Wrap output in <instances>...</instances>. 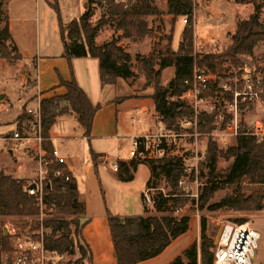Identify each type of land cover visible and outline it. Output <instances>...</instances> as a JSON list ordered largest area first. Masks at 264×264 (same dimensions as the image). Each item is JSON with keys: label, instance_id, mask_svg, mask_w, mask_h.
I'll list each match as a JSON object with an SVG mask.
<instances>
[{"label": "trees", "instance_id": "obj_1", "mask_svg": "<svg viewBox=\"0 0 264 264\" xmlns=\"http://www.w3.org/2000/svg\"><path fill=\"white\" fill-rule=\"evenodd\" d=\"M89 1V0H88ZM254 13L238 24L236 32L231 36V43L221 53L210 52L202 56L194 54V0H168V14L173 16L172 23L180 16H188V22L183 32V39L178 50H174V35L163 39L166 46L154 48L148 56H137L141 71L155 83L153 99L160 123L170 130H176L178 119L191 114L189 106L181 99L190 88L186 80H192L197 64L211 69L213 72L223 70L228 63L235 67L242 65L243 56H254L260 42H264V23L260 13L264 8V0H256ZM244 2V1H243ZM89 3V2H88ZM98 5L104 8L102 17L93 23L94 12L87 8L84 14L69 23H63L60 14V24L65 42V55L71 61L73 58L95 57L100 60L101 80L103 85H114L120 78L128 79L136 76L133 71V57L118 43V38L98 45L96 42L103 26L112 24L122 37L139 43L149 37L153 31L148 17H160L164 12L155 4V0H98ZM59 11L58 4L55 5ZM0 58L18 61L23 56L11 41L8 11L0 2ZM158 66V69L156 68ZM169 67L175 68V76L167 86L162 85L163 71ZM65 87L63 95L41 100L42 135L45 138L44 148L47 158H54L55 148L51 139V130L59 117L74 114L85 131V136H91L93 124L100 106H95L87 93L79 86L75 76L69 81L61 79ZM213 94L210 91L209 94ZM244 106V105H243ZM242 106V108H243ZM207 120L200 131L211 132L215 129L216 115L202 116ZM230 116L223 122L228 125ZM23 121L31 119L25 112L20 115ZM23 124L19 130L22 131ZM236 144L227 151L219 150L218 144L209 142L207 164L214 176L203 189L200 202L202 208L208 205L209 197L219 190L227 189L226 195L216 203L209 204L212 211L227 208L236 212H254L264 209V136L262 138L251 134L242 127L237 136ZM220 156L232 159L225 173L217 172ZM97 161L98 155L94 154ZM118 176L120 180L131 181L140 164H148L151 177L148 188H158L156 181L165 176L170 187L169 193H157L154 204L159 211L169 214L149 216H109L115 253L119 264H138L161 255L177 238L187 233L191 225V216H175L187 205L188 198L180 188V180L185 175L184 160L171 156L163 160L129 162L120 161ZM58 168H65V176H54ZM69 176V180L66 178ZM30 183L0 170V264L3 254L13 251L14 238L12 233H6L8 226L15 227L20 233H42L46 248L52 254L63 257L66 253H74L76 248L81 253L78 264L92 259L89 245L84 241L82 219L85 215V205L79 200V190L76 178L68 171L61 161L53 162L46 184V195L43 205L35 196H30L27 188ZM147 188V189H148ZM65 189V191H64ZM182 194H180L181 192ZM145 195L143 194V199ZM172 201L171 206L168 201ZM146 205V204H145ZM172 207V209H171ZM148 210V206L146 205ZM171 209V210H170ZM51 211V218L40 219L43 213ZM50 212V213H51ZM74 216L73 218H68ZM8 221V222H6ZM238 223H244L239 221ZM51 228V233L43 229ZM17 235V234H16ZM37 235V234H36ZM35 235V236H36ZM40 235V234H39ZM37 237V236H36ZM201 244L195 242L173 264H214V238L208 234L206 217L200 220ZM187 261H185V259ZM48 264H62V261H50Z\"/></svg>", "mask_w": 264, "mask_h": 264}, {"label": "rangeland", "instance_id": "obj_2", "mask_svg": "<svg viewBox=\"0 0 264 264\" xmlns=\"http://www.w3.org/2000/svg\"><path fill=\"white\" fill-rule=\"evenodd\" d=\"M9 1L10 0H0V2H3L4 9L6 11H8L7 3ZM240 1H244L246 4H252L253 6L257 4L256 0ZM85 2L86 3L84 4L83 2L81 3L83 13L84 6L85 8L87 7L92 9L94 12L92 22H98L105 9L98 5V0H85ZM234 2L235 0H194V3L196 4V10L194 14L193 26L194 54L196 56L200 57L210 52L221 53L228 48L231 43L229 32H231L234 28V19L236 18L238 10H240V7H235L236 3ZM155 4L160 8V10H162V12H164V15L160 17H148L149 24L153 29L151 35L146 38L148 39V42L146 39L142 41L143 43H135L130 41L133 43H130V48L133 51L134 57V63L132 66L137 74L132 81L134 83L139 82V86L143 87V90H150V92H155V83L148 79L144 72L141 71V65L139 60H137V55L143 56V54H145L143 52L145 51L142 50H150L151 48L153 51L155 47L160 49L161 47L166 46L168 41L163 38L171 34L174 35L173 48L174 50H178L180 45L179 43H181V40L183 39L182 31L184 32L183 29H185L186 25L191 24L190 21L188 23L184 22V20L188 18L186 15L178 17L176 21L172 23L173 16L168 14V0H155ZM64 5L63 13L65 11L66 18L74 19L75 17H78L77 15L79 13V8L77 6V0H70ZM241 6L244 7V5ZM245 8L246 9H242L239 12L244 17L247 15L249 16L253 12L252 6L247 5ZM209 11L218 14L217 17H215L212 25L217 29L215 36L208 33V28L211 27V23L209 22L211 15H209ZM3 25L4 23L0 24V29L3 27ZM107 25L116 30L114 25ZM15 26H17L16 30H18L19 26L17 23ZM105 26H103L102 29H105ZM118 32L116 30L113 37H115L116 33ZM101 35L102 37L110 36L109 33L105 32H102ZM126 40L129 41V39ZM124 44L127 43L124 42ZM142 47L143 49H141ZM152 51H150V53ZM150 53L144 56H148ZM21 64L22 63H19V61L16 62L0 58V94L6 95V97L0 100V170L16 178L18 175H20V173L25 172L23 175H27V178L25 179L28 183H30L32 180L38 178L35 173H38L40 170V163L36 151L32 150L28 145L22 146L21 148L18 147L19 149H17V142L9 140L6 141L5 139L7 136L13 135L16 130H19L20 125L23 124L24 127L27 123H29L28 120L23 121L20 119V115L26 112V108L20 107V105L22 102L21 97L23 96V83L25 82V89H30L32 84H34L35 72L34 65L26 66ZM245 67L264 73V43H260V45L257 46L254 56H243L242 65L240 67H235L228 63L224 66L223 70H217L213 72L211 69H209L213 75V84L211 89L203 94V96L207 98L204 102L197 103L196 98L193 95L183 98L192 112L189 115L180 117L178 119V127L175 129L182 134L181 138H177L178 142H182V148L179 153L186 154L188 157L187 161H185V164L188 166L186 184L184 185V188H182V186L179 184V188L184 193L182 194L180 191V194L183 195L182 198H188L189 202L185 207L181 208L180 211H176L173 214L175 216L190 215L191 217H195L197 220H199V223L202 217H206L208 221V234L214 238V244L220 229L224 227L226 223H238L239 221L249 222L262 233V239L259 243L258 250H256V255L253 258L252 264H264V209L262 211L248 213L236 212L227 208L216 211L210 210L208 207L209 204L219 202L226 195L227 189L219 190L212 197H209L208 205H206L204 208H202L203 202H200L203 189L214 177L211 175V169L206 163L210 140L216 142L218 144L219 150H223L224 152L227 151L228 148L234 146L237 142L236 136H223L224 133L222 130L217 131L216 123L215 129L211 132H202V130L200 131V127L202 125L206 126L207 122V120L202 118L201 115L204 117L211 115L208 114V111L211 108H216L214 114H218V108L220 107V104L218 103L219 100H228L230 98V94L225 91V86L234 84V78L236 76H242L245 72ZM205 68L206 67H201L199 64L196 65V69ZM24 76L28 77V81L23 80ZM174 76V68L167 70L162 76V85L167 86ZM210 91H213L214 93L209 94ZM148 102L151 103V100H148ZM120 110L121 119H125L126 117L129 120V126L131 128L133 124L132 119H138L140 113H137L136 111H133L132 113L129 112L133 109L131 107L128 108L125 105L121 106ZM127 112H129L128 115H126ZM196 113H199L197 127L195 125L197 120ZM185 118L192 120L193 124L188 126L183 125L182 120ZM257 120L264 121V107H261L259 103L244 105L240 117V126L252 131ZM160 122V118H158L156 121L157 125L149 133H154L158 127L165 126ZM132 141V137L127 139L125 147L126 151L121 154L122 156L127 155V152L128 154L130 153L132 149ZM111 157L114 156L112 155ZM80 161L84 165L82 157L80 158ZM231 162L232 159L226 156H220L217 165V172L221 174L225 173ZM99 173H101L103 177L102 180L106 186L107 193L105 194L104 188L100 184V181H98V190L100 191V196H98V198H100L102 204L105 205V208L110 211V215L123 217L169 214V211H159L156 204H151L148 206V210L146 209L143 194L146 190V187L148 186V181L151 174L148 164H141L137 177L134 180L129 181L130 183L126 184L125 186L121 185V187H118L115 183L116 178L112 175L110 170H104L103 168H100ZM117 178L120 179L118 175ZM156 185L159 187L158 193H169L170 187L168 186L165 176L159 178L156 181ZM95 190H97V187H91L90 190H88L89 192L85 194V197H90L91 201H93L95 197L97 198ZM90 193L92 196H89ZM107 199L108 203L110 204H107ZM171 204L172 201H168V205L171 206ZM50 212L51 211H49L47 214L42 212L40 219L43 220L51 218L54 213ZM73 217L74 216H69L68 218ZM10 227L11 226L7 227L9 230L8 233H11ZM43 230L47 231V233H51V228H46ZM16 231L17 235L13 240V247L16 246L23 248L27 244L25 239L30 238L32 240H37L42 236L41 233H36L37 235L27 232L19 234V230L17 228ZM198 243L201 244V238H199ZM80 258L81 253L79 249L76 248L74 253H66L63 257H61L59 260H55L54 262L58 263V261H62V264H78V260H80Z\"/></svg>", "mask_w": 264, "mask_h": 264}, {"label": "crops", "instance_id": "obj_3", "mask_svg": "<svg viewBox=\"0 0 264 264\" xmlns=\"http://www.w3.org/2000/svg\"><path fill=\"white\" fill-rule=\"evenodd\" d=\"M69 1L10 0L7 3L11 41L17 47L18 52L23 56V58L18 61L22 63L21 65H34L35 72L34 84H32L30 89L28 88L29 90L25 89V82L23 83V96L21 97L22 102L20 107L27 108L43 99L63 95L66 89L61 86V79L69 81L73 76H75L79 86L87 93L91 102L95 106H100L94 120L91 136H85V131L80 125L77 115L67 114L59 117L56 124L53 126L51 130V139L59 159L63 161L68 171L76 178L79 200L85 205V215L82 219V223H85V226L82 234L84 241L91 249L92 259L90 261H83L82 264H119L109 224L110 211L105 208V205H103L100 198H98V196H100L97 184L98 181H100V184L104 188L105 194L107 193L106 186L102 180L103 177L101 173H99L100 168L111 171L112 175L116 178L115 183L118 187L130 183L129 181L118 179V172H115L111 168H105L104 163L107 162L110 164L115 161L129 162L132 159L130 153L128 154L127 152V155H121L126 151L127 139L132 137V140H134L136 137L151 132L157 125L156 121L159 115L153 99L154 92L143 90L144 88L139 86V82L134 83L132 80H134L136 76L128 79L120 78L114 85H103L101 80L100 60L98 58L87 56L73 58L70 61L66 57L65 42L59 14L63 23H69L84 14L81 3H86L85 0H77V6L79 8L78 17L69 19L65 17V11L63 13L64 4ZM234 3L237 5H235V7H240V10H238L236 18L234 19L235 25L232 31L229 32V38L236 32L238 24L248 19L255 11L252 4H246V2L240 0H235ZM56 4L59 6L60 13L55 8ZM241 5H244V7ZM247 5L253 7V12L249 16L247 15L244 17L239 12L242 9H246L245 7H247ZM86 9L87 7L85 8L84 6V12ZM208 13L211 15V19H209L211 27L208 28V33L215 36L217 29L212 25L218 14L212 11ZM263 14L264 8H262L260 13L261 21L264 23ZM16 23L19 26L18 30H16ZM115 31L116 30L112 27L108 25L105 26V29H101L98 33L96 39L97 44L102 45L110 41ZM102 32L109 33L110 36L102 37ZM121 35L122 32L120 31L116 33L115 36L119 39V45L133 57V51L130 48V45L133 43H131L130 40L127 41ZM146 41L148 42V39H146ZM124 42L127 44H124ZM260 43L258 45H260ZM143 47L141 49H143ZM142 51H145L143 52L145 53L143 54L144 56L149 54L152 50L150 48V50L146 49ZM156 68L158 69V67ZM172 68L174 67L165 69L163 75L167 70ZM133 71L135 72L134 69ZM23 80L28 81V77L24 76ZM148 100H151V103H149ZM123 105L128 108L131 107L133 109L129 111L131 113L133 111L140 113L138 119H132L133 124L131 128L129 126V120L126 117L125 119H121L120 117V107ZM129 112H127L126 115H128ZM94 154L98 155L97 161L94 159ZM112 155L114 157H111ZM81 157L83 158L84 165L80 161ZM140 165L134 174V179L137 177ZM23 174H25V172L20 173L21 176L18 175L17 178H27V175ZM35 174L37 177L39 176V172ZM37 179L32 180L30 184ZM91 187H97V190H95L97 198L95 197L93 201H91L90 197H85V194L89 192L88 190H90ZM147 188L148 187H146V190ZM89 196H92V194L90 193ZM107 204H110L108 203V199ZM199 238V220L195 217H191V225L187 233L177 238L161 255L138 264H173V262L178 257L182 256L188 248L199 241ZM184 259L187 261L186 258Z\"/></svg>", "mask_w": 264, "mask_h": 264}, {"label": "built area", "instance_id": "obj_4", "mask_svg": "<svg viewBox=\"0 0 264 264\" xmlns=\"http://www.w3.org/2000/svg\"><path fill=\"white\" fill-rule=\"evenodd\" d=\"M122 1V0H119ZM188 23V18L184 20ZM242 76H236L234 84L225 86V91L230 94L228 100L220 99L218 114L216 113V129L222 130L223 136H238L240 129V117L242 114V106L246 104L259 103L264 107V76L263 73L257 72L252 68L245 67ZM186 84L190 86L189 90L183 94L181 99L189 95L196 98L197 103L204 102L207 98L203 94L210 90L213 84L212 72L205 69H194L192 80H186ZM184 101V100H183ZM185 102V101H184ZM186 103V102H185ZM216 109V108H215ZM214 108L208 111V114H214ZM26 113L31 119L22 131L16 130L13 135L7 136L6 141L17 142V149L28 145L32 150L36 151L40 163L38 179L33 182L36 187H31L33 183L26 189L30 196H35L43 205L46 195V184L50 174V166L53 162L63 161L59 159L58 154L54 152V158H47L48 153L44 148L45 138L42 135V106L41 101L26 108ZM198 115L196 113V127L198 125ZM230 116L228 125L223 127V122ZM182 124L188 126L193 124L192 120L185 118ZM231 132H230V131ZM216 131V130H215ZM251 134L259 138L264 136V121L257 120ZM182 137L178 130H170L165 126H160L154 133L134 138L130 157L138 161L163 160L171 156L183 158L184 164L188 157L186 154H180L182 142H178L177 138ZM19 147V148H18ZM185 175L180 180V185L184 188L186 177L188 176V166L185 164ZM105 168H111L115 172H119V161L113 163H104ZM65 168H58L54 171V176H65ZM69 180V176L66 177ZM158 188H148L144 193V203L149 206L154 204V196ZM65 191V189H64ZM11 233L16 236L15 227H10ZM223 233L219 244L216 246L214 264H252L262 239V233L249 222L244 223H226L223 227ZM8 230V228H7ZM9 231V230H8ZM42 234V233H41ZM25 247H16L10 253L3 254L4 264H48L50 261L59 260L61 256L52 254L47 250L43 234L40 239H25ZM18 246V245H17Z\"/></svg>", "mask_w": 264, "mask_h": 264}, {"label": "water", "instance_id": "obj_5", "mask_svg": "<svg viewBox=\"0 0 264 264\" xmlns=\"http://www.w3.org/2000/svg\"><path fill=\"white\" fill-rule=\"evenodd\" d=\"M5 97V94H0V100H2L3 98ZM37 184L36 183H33L31 185V187H36ZM223 227L220 229L219 233H218V236L216 238V241H215V245L217 246L219 244V241L221 239V236H222V233H223ZM6 233H8V230L6 229Z\"/></svg>", "mask_w": 264, "mask_h": 264}]
</instances>
